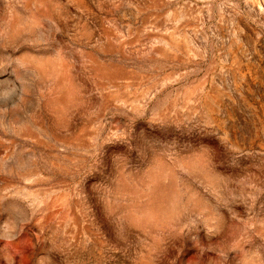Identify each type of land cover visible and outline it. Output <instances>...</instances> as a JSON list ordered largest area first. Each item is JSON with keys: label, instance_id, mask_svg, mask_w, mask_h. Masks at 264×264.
Returning a JSON list of instances; mask_svg holds the SVG:
<instances>
[{"label": "rangeland", "instance_id": "obj_1", "mask_svg": "<svg viewBox=\"0 0 264 264\" xmlns=\"http://www.w3.org/2000/svg\"><path fill=\"white\" fill-rule=\"evenodd\" d=\"M0 264H264V0H0Z\"/></svg>", "mask_w": 264, "mask_h": 264}]
</instances>
